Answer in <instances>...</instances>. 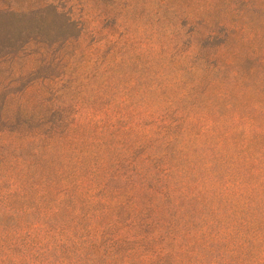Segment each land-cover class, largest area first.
<instances>
[{
	"label": "rangeland",
	"instance_id": "obj_1",
	"mask_svg": "<svg viewBox=\"0 0 264 264\" xmlns=\"http://www.w3.org/2000/svg\"><path fill=\"white\" fill-rule=\"evenodd\" d=\"M152 212L264 264V0H0V243Z\"/></svg>",
	"mask_w": 264,
	"mask_h": 264
},
{
	"label": "trees",
	"instance_id": "obj_2",
	"mask_svg": "<svg viewBox=\"0 0 264 264\" xmlns=\"http://www.w3.org/2000/svg\"><path fill=\"white\" fill-rule=\"evenodd\" d=\"M175 171L177 168L173 165L165 164L163 174L169 185L165 187L167 191ZM136 176L140 178V174ZM106 186L103 183L99 189L103 190ZM67 192V188L58 191L59 196ZM60 211L59 202L54 213ZM152 214L151 218L147 219L146 214L140 221H135L132 226L136 231L133 234L113 236L109 240L105 237L118 221L104 228L90 224L84 235L79 237L64 227L47 231L39 239L35 237V232H30L20 239L0 243V264H202L203 261L198 258L188 261L187 256L182 254V245L176 240L174 225L165 226L156 213ZM162 230L164 232L161 233ZM15 252L18 254L14 255Z\"/></svg>",
	"mask_w": 264,
	"mask_h": 264
}]
</instances>
